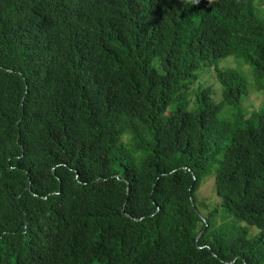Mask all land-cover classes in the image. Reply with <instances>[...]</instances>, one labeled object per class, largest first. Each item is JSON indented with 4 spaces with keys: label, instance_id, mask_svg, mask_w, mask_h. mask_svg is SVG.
I'll return each mask as SVG.
<instances>
[{
    "label": "trees",
    "instance_id": "obj_1",
    "mask_svg": "<svg viewBox=\"0 0 264 264\" xmlns=\"http://www.w3.org/2000/svg\"><path fill=\"white\" fill-rule=\"evenodd\" d=\"M244 66L264 0H0V264H264Z\"/></svg>",
    "mask_w": 264,
    "mask_h": 264
},
{
    "label": "rangeland",
    "instance_id": "obj_2",
    "mask_svg": "<svg viewBox=\"0 0 264 264\" xmlns=\"http://www.w3.org/2000/svg\"><path fill=\"white\" fill-rule=\"evenodd\" d=\"M222 67L225 66H237L238 63H236V60L233 58H230L229 61H223ZM213 69V68H212ZM245 73L249 76V93L244 98L243 106L246 110H257L261 108V106H264V92L262 89H259L258 84L250 77V72L247 66H244ZM214 75L212 73L207 74L203 73L200 78L198 79L197 83L195 85H202L204 88H208L212 84L215 85V98L217 100L220 99V92L221 89L217 86L215 83V78L213 79ZM222 114V113H221ZM198 196V205L200 207V210L202 212L210 211L214 209V207L220 202V198L215 190V182L210 177L206 181H204L197 192Z\"/></svg>",
    "mask_w": 264,
    "mask_h": 264
}]
</instances>
